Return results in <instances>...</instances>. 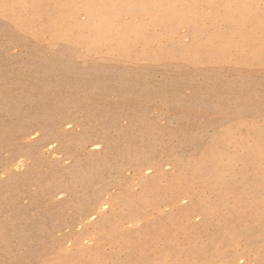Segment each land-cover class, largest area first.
<instances>
[{
    "label": "rangeland",
    "instance_id": "1",
    "mask_svg": "<svg viewBox=\"0 0 264 264\" xmlns=\"http://www.w3.org/2000/svg\"><path fill=\"white\" fill-rule=\"evenodd\" d=\"M0 264H264V0H0Z\"/></svg>",
    "mask_w": 264,
    "mask_h": 264
}]
</instances>
